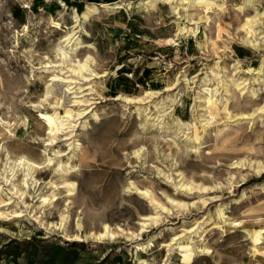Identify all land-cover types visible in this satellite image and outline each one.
<instances>
[{"label": "rangeland", "instance_id": "rangeland-1", "mask_svg": "<svg viewBox=\"0 0 264 264\" xmlns=\"http://www.w3.org/2000/svg\"><path fill=\"white\" fill-rule=\"evenodd\" d=\"M140 1L0 0V264H264V0Z\"/></svg>", "mask_w": 264, "mask_h": 264}, {"label": "bare ground", "instance_id": "bare-ground-1", "mask_svg": "<svg viewBox=\"0 0 264 264\" xmlns=\"http://www.w3.org/2000/svg\"><path fill=\"white\" fill-rule=\"evenodd\" d=\"M159 1H172V0H142V1H140V2H137V3H143V4H145L146 6H148V7H154L155 6V4L157 3V2H159ZM131 3V2H130ZM130 3H127V4H130ZM124 3H115V4H106V5H101V7H106V9L107 8H118V7H121L122 5H123ZM99 7H100V5L98 6V5H92V4H87L86 6H85V11H84V13H83V17L84 18H88L89 17V15L91 14V13H95V12H97L98 11V9H99ZM123 7V6H122ZM256 23V19H252V20H248L247 21V26H248V28H249V30L248 31H253L252 29H253V27H254V24ZM246 26V27H247ZM195 30V28H193V29H190V28H188V27H184L182 30H181V32L182 33H188V32H191V31H194ZM194 34H196V32L194 33ZM188 35V34H187ZM73 37H74V34H72V35H69L68 37H66L65 39H64V41L66 42V45H68L69 46V48H70V46H71V48L70 49H73L74 50V48L76 47V50H77V47L80 45V41H78V40H75L74 42H72V39H73ZM74 40V39H73ZM62 43V42H61ZM82 46V45H81ZM64 48H65V46H64ZM75 50V51H76ZM65 57V56H64ZM90 60H92V59H90ZM70 61V60H69ZM67 62V61H66ZM69 63V62H68ZM67 63V64H68ZM70 66H71V68H70V71L73 73V75L74 76H76L77 75V77H78V79H88V78H86L85 76H84V74H85V71L86 70H89V62H88V59L87 60H85V62H81V61H78V62H75L74 64H70ZM72 75V74H71ZM81 77V78H80ZM76 80V79H75ZM75 80H73V79H71V80H69L68 82L70 83L69 84V88L68 89H73L72 87H70V85L72 84H74V83H76L77 81H75ZM76 88V87H75ZM80 89H82V88H79V90ZM89 89H91V90H93V87L92 88H89ZM75 90V89H74ZM81 92V90L78 92V91H76V93H80ZM83 92V91H82ZM154 92H152V94H153ZM77 95V94H76ZM125 99H127L128 101H132V100H134V99H129V98H125ZM136 99H138V100H143V99H145V98H136ZM77 102H82V101H77ZM81 104V103H80ZM261 111H264V106L261 108ZM54 123V122H53ZM53 127H52V131H55V130H57V131H59L60 129L58 128V126H57V124H55L54 123V125H52ZM49 161L51 162V159H49ZM23 164L25 165V166H27V170L29 171V174H30V176H31V174L33 175V172H35V169H36V165L34 164V163H32V162H30L29 160H27V159H23ZM262 165V164H261ZM260 164L258 165V169L256 170V172H258L259 170H262V167H263V165L261 166ZM264 168V167H263ZM26 185V184H25ZM66 186L68 187V190H69V194H71V193H73V190L75 189V184L74 183H67L66 184ZM180 188H183L184 190H186V191H192L193 189H194V185L193 184H191V185H185V183H183V184H181L180 185ZM203 188V187H202ZM15 194L16 195H19L20 194V197H23L24 195H25V193H21V189L19 188L18 189V187L16 186L15 188ZM204 190H207V188H203ZM138 190V189H137ZM141 194H143L145 197H147L149 200H150V202L152 203V204H155V205H157V206H160V204L156 201V199L153 197V195L151 194V192L150 191H144V192H142V191H140V190H138ZM245 195V193L243 194V196ZM244 198V197H243ZM11 203V199H10V201H8L7 202V204L6 205H8V204H10ZM180 206L181 207H186L185 205H183V204H180ZM161 209H165L163 206L161 207ZM166 210V209H165ZM23 215H25L24 213H23V211L22 212H17V213H15L14 215H13V217H21V216H23ZM68 217V215H65V216H63L62 217V220H65L66 218ZM12 218V217H11ZM142 220L144 221V222H146V221H152L153 223H156L157 224V222H158V216L157 215H153V216H148V217H144V218H142ZM61 225H62V223H61ZM77 226H78V228H79V230H82V228H83V226L81 225V224H77ZM142 229H141V234L142 233H144L145 232V230L147 229V226H148V224L147 223H143L142 225ZM121 235H127L126 234V231L125 230H123L122 228H120V227H118V229L115 231V230H112V228L111 227H109V225H105L104 227H103V229H102V231L100 232V233H96V234H93V233H91V234H89V235H85V236H83V235H76V236H74V238H75V240H79V241H81L82 239H85V238H88V237H91V238H95V239H97V240H99L100 242L101 241H105V240H115V239H117L118 237H120ZM131 235L133 236V239H135L134 237H140L139 235H135V234H133V233H131Z\"/></svg>", "mask_w": 264, "mask_h": 264}, {"label": "trees", "instance_id": "trees-1", "mask_svg": "<svg viewBox=\"0 0 264 264\" xmlns=\"http://www.w3.org/2000/svg\"><path fill=\"white\" fill-rule=\"evenodd\" d=\"M73 1L79 3L80 5H82L85 2H92L95 5H97L96 3L113 2V1H119V0H73ZM87 4H89V3H87Z\"/></svg>", "mask_w": 264, "mask_h": 264}]
</instances>
